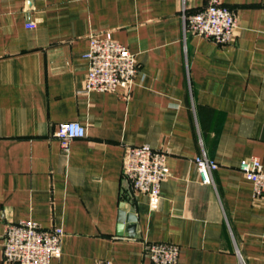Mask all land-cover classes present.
<instances>
[{"label":"crops","instance_id":"obj_1","mask_svg":"<svg viewBox=\"0 0 264 264\" xmlns=\"http://www.w3.org/2000/svg\"><path fill=\"white\" fill-rule=\"evenodd\" d=\"M208 1L0 0V264L20 221L64 231L51 264H154L147 244L179 264H264V197L239 169L264 167V0H221L239 23L227 45L185 33ZM107 32L136 57L129 95L84 92L90 37ZM68 122L87 134L65 152ZM143 145L167 154L155 209L123 177ZM198 157L218 165L210 184Z\"/></svg>","mask_w":264,"mask_h":264},{"label":"built area","instance_id":"obj_2","mask_svg":"<svg viewBox=\"0 0 264 264\" xmlns=\"http://www.w3.org/2000/svg\"><path fill=\"white\" fill-rule=\"evenodd\" d=\"M239 23L233 11L221 0H209L202 11L184 16L186 34L211 39L218 45L230 44ZM35 28V24L28 25ZM89 62L84 92L115 93L125 95L132 91L138 74L136 57L127 47L115 41L110 32L91 35L88 52L84 55ZM86 128L79 122L61 123L55 132L65 152L72 141L86 137ZM123 177L134 190L148 196L155 209L161 198V187L169 177L167 154L155 151L149 145L131 146L126 149ZM197 171L204 184L213 182V173L218 169L215 161L206 157L195 160ZM240 171L253 184L254 196L264 197V167L258 159L244 160ZM64 231L60 228L44 229L34 221H20L8 225L3 241L4 261L12 264H51L61 257ZM145 254L154 264H179V249L171 244H147ZM97 264H113L99 262ZM245 264V263H241Z\"/></svg>","mask_w":264,"mask_h":264},{"label":"water","instance_id":"obj_3","mask_svg":"<svg viewBox=\"0 0 264 264\" xmlns=\"http://www.w3.org/2000/svg\"><path fill=\"white\" fill-rule=\"evenodd\" d=\"M124 218H126V217H125V215H124V214H122V215H121V220H124ZM131 218H132L131 216H130V217H128L129 221H131Z\"/></svg>","mask_w":264,"mask_h":264}]
</instances>
